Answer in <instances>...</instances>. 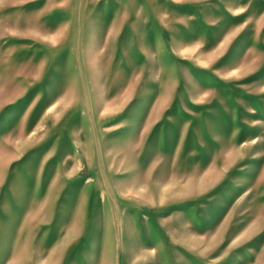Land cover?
Here are the masks:
<instances>
[{
  "label": "rangeland",
  "instance_id": "obj_1",
  "mask_svg": "<svg viewBox=\"0 0 264 264\" xmlns=\"http://www.w3.org/2000/svg\"><path fill=\"white\" fill-rule=\"evenodd\" d=\"M0 264H264V0H0Z\"/></svg>",
  "mask_w": 264,
  "mask_h": 264
}]
</instances>
